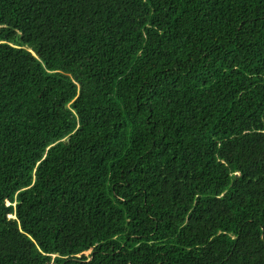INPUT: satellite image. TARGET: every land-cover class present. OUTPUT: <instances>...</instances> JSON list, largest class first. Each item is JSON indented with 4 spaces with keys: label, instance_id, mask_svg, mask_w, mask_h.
<instances>
[{
    "label": "trees",
    "instance_id": "1",
    "mask_svg": "<svg viewBox=\"0 0 264 264\" xmlns=\"http://www.w3.org/2000/svg\"><path fill=\"white\" fill-rule=\"evenodd\" d=\"M0 264H264V0H0Z\"/></svg>",
    "mask_w": 264,
    "mask_h": 264
},
{
    "label": "snow or ice",
    "instance_id": "2",
    "mask_svg": "<svg viewBox=\"0 0 264 264\" xmlns=\"http://www.w3.org/2000/svg\"><path fill=\"white\" fill-rule=\"evenodd\" d=\"M238 242H242V238H239V239H238Z\"/></svg>",
    "mask_w": 264,
    "mask_h": 264
},
{
    "label": "rangeland",
    "instance_id": "3",
    "mask_svg": "<svg viewBox=\"0 0 264 264\" xmlns=\"http://www.w3.org/2000/svg\"><path fill=\"white\" fill-rule=\"evenodd\" d=\"M87 254H89V253H87Z\"/></svg>",
    "mask_w": 264,
    "mask_h": 264
}]
</instances>
